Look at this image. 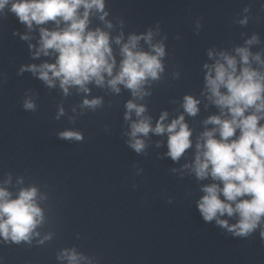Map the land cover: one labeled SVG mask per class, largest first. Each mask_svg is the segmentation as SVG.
<instances>
[{"label": "clouds", "instance_id": "obj_1", "mask_svg": "<svg viewBox=\"0 0 264 264\" xmlns=\"http://www.w3.org/2000/svg\"><path fill=\"white\" fill-rule=\"evenodd\" d=\"M9 4V11L29 29L33 24L43 25L49 21L67 25L61 30L40 29V47L35 55L48 56L49 50H52L58 53L56 62L30 65L21 71L38 74L39 79L49 87H54V81L58 79L65 95L69 86H79L87 92V83L94 81L96 85L102 86L105 74L113 77L116 61L110 47L109 34L100 29L88 30L90 11L96 9L103 13L104 0H0V12ZM81 8L84 10L82 15L79 11ZM22 38L27 39V36ZM141 39L150 44L151 51L138 50ZM120 40L121 37H117L116 43L119 44ZM151 40L152 33L149 32L144 36L131 35L128 42L123 44L119 72L108 80L115 92L120 91L117 85L123 84L131 90L133 96H143L147 94L142 90L145 82L149 78H159V74L163 72L161 57L165 55V51L162 44H151ZM255 40L254 36L247 43L251 44ZM236 52L240 57L239 72L237 59L224 52L219 54L221 59L215 64L204 66L208 69L205 80L206 88L211 94L209 99L222 112L227 110L230 118L222 119L214 115L205 121L206 124L218 127L205 131L202 134L204 143L196 144L193 171L198 179L210 176L213 181L220 182L202 187L204 195L197 207L203 219L206 222L216 219L219 225L236 235L246 236L264 218V125L259 123L264 118L259 115L264 112V74L251 67L252 54L248 48H237ZM211 55L209 52V56ZM254 59L260 61V55L256 54ZM222 88L226 91H221ZM100 104V99L83 101L84 106L92 109ZM197 104L198 101L192 96L184 97L183 108L189 115L197 114ZM23 106L26 110L35 109L31 100H26ZM126 109V120L131 118L133 111L137 117H143L145 112L143 105L132 101L127 102ZM250 109L252 111L246 115ZM167 115L166 112L162 113L154 128L150 117L132 122L129 146L141 153L145 142L140 136L146 137L150 132L156 135L167 132V154L172 160H179L192 146V133L184 123L183 115L165 125ZM237 130L239 136H236ZM217 132L219 139L216 138ZM59 137L76 141L83 139L81 133L71 130L60 132ZM11 197L12 193L0 187V237L15 243L29 241L44 219L42 209L36 202L37 189L21 188L16 198ZM224 214L230 217L238 215V223L229 226L226 220H219L218 215ZM261 235L264 236V231ZM58 258H66L68 264H79L82 259L75 250L67 249Z\"/></svg>", "mask_w": 264, "mask_h": 264}]
</instances>
